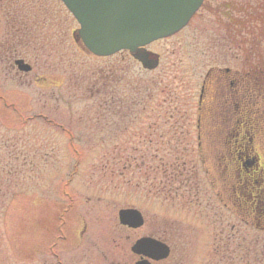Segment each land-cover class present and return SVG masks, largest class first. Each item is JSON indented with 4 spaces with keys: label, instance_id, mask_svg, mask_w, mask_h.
<instances>
[{
    "label": "rangeland",
    "instance_id": "374dc122",
    "mask_svg": "<svg viewBox=\"0 0 264 264\" xmlns=\"http://www.w3.org/2000/svg\"><path fill=\"white\" fill-rule=\"evenodd\" d=\"M217 22L201 10L150 42L159 63L147 70L124 51H86L60 0H0V264H56L53 252L133 264L136 238L171 230L175 264H264V231L230 207L208 144L218 111L199 108L210 68L244 69L241 53L222 58ZM121 208L144 228L121 226Z\"/></svg>",
    "mask_w": 264,
    "mask_h": 264
},
{
    "label": "flooded vegetation",
    "instance_id": "af4514ba",
    "mask_svg": "<svg viewBox=\"0 0 264 264\" xmlns=\"http://www.w3.org/2000/svg\"><path fill=\"white\" fill-rule=\"evenodd\" d=\"M201 10L211 16L214 14L218 21L215 41L222 58L229 54L235 60L241 53L244 65V69L234 70L210 68L203 76L199 108L207 110L208 105V110L218 111L217 117H220L219 122L204 123L212 131L219 129V133L210 132L208 144L219 146L212 150L217 151L227 171L230 207L243 224L264 231V0H202L187 25ZM17 59L25 62L18 57L13 64ZM201 124L199 115L197 129ZM197 137L201 140L200 134ZM141 228H144V220L136 229ZM174 236V230L169 231L167 237L142 233L135 240L155 239L166 245L168 253L165 258L156 260L131 252L133 264H175L178 260L174 259ZM177 250L178 253L182 251ZM53 255L56 264H71L76 258L72 256L68 261L60 258L59 252H53ZM82 258L86 262V256ZM108 264H126V261Z\"/></svg>",
    "mask_w": 264,
    "mask_h": 264
},
{
    "label": "water",
    "instance_id": "95a60500",
    "mask_svg": "<svg viewBox=\"0 0 264 264\" xmlns=\"http://www.w3.org/2000/svg\"><path fill=\"white\" fill-rule=\"evenodd\" d=\"M79 27L75 41L92 55L106 57L120 51L140 63L143 69L157 67L159 57L146 50L150 42L180 31L201 5L202 0H60ZM17 70L28 72L30 65L14 61ZM120 225L136 229L143 223L135 208L117 211ZM134 254L151 259L167 256L165 244L149 237L139 238L130 246ZM143 264V263H138Z\"/></svg>",
    "mask_w": 264,
    "mask_h": 264
}]
</instances>
